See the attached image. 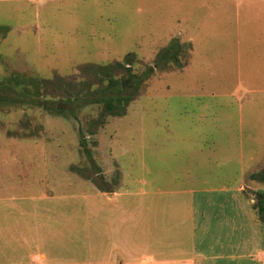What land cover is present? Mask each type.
Returning a JSON list of instances; mask_svg holds the SVG:
<instances>
[{"label":"rangeland","instance_id":"1","mask_svg":"<svg viewBox=\"0 0 264 264\" xmlns=\"http://www.w3.org/2000/svg\"><path fill=\"white\" fill-rule=\"evenodd\" d=\"M0 29V96L72 85L74 100L115 66L133 98L123 117L91 103L76 118L0 100V264H264V0H0ZM173 40L191 46L182 67L130 88ZM109 199L134 208L133 250L126 233L114 254L105 213L88 216Z\"/></svg>","mask_w":264,"mask_h":264},{"label":"trees","instance_id":"2","mask_svg":"<svg viewBox=\"0 0 264 264\" xmlns=\"http://www.w3.org/2000/svg\"><path fill=\"white\" fill-rule=\"evenodd\" d=\"M2 31V29H0ZM191 50V46L189 44H182L178 40H173L171 44L165 48L154 61L153 65L147 67V69L140 75L129 73L128 78L130 81V88L134 85H141L143 82L148 80L155 72L165 68L168 65H173L178 68L182 67L180 56L184 52H188ZM134 61V55L129 54L125 57V63L119 64V66H129ZM116 70L115 66L110 67H101L100 72L107 77L108 84L105 88L100 91L94 93H86L85 89L81 90L79 94L82 96H78L76 99L72 98L71 89H75L72 85H68L66 87V94L68 98L53 101L49 99L40 98V92H38L39 97H33L27 93H20L14 90L8 89L9 91H13L15 94L13 96H0V100L9 104L15 105H30L39 109H43L45 111H53L59 115L64 113H69L73 118H76L75 109L82 106L88 105L91 103L103 104L105 108V112L118 117H123L126 114V109L132 103L133 98L131 96L125 95L123 91V84H118L116 79L114 78V71ZM33 84H37L40 89V84L35 80H30ZM57 105V106H56ZM81 146L86 150V153L90 156L91 152L88 150V145L84 136L81 137ZM252 180H258V175H252ZM262 179L264 180V173L262 174ZM254 200V208L257 210L258 215L262 220H264V191H258L255 195Z\"/></svg>","mask_w":264,"mask_h":264},{"label":"crops","instance_id":"3","mask_svg":"<svg viewBox=\"0 0 264 264\" xmlns=\"http://www.w3.org/2000/svg\"><path fill=\"white\" fill-rule=\"evenodd\" d=\"M112 204V205H111ZM108 206H106L107 208H101V209H97L93 206H91L89 208V210L87 211L89 218L91 217H97L99 212H103L105 214H103V216L101 217V229H103L104 231H110L112 233V237L109 238V243H110V247L113 251V253L115 254L116 251L118 252L121 248L119 242H122V240L126 237H124V235L126 233H128V239L131 240L132 244L128 245L127 248H130L131 250H133L134 248V240L137 238V243H139V237L137 236L135 238V234L134 231L132 230V227L134 225V216H133V211L134 208L131 207L129 208L128 206L127 209H125L126 207L121 204L118 200H113V199H109ZM30 210V211H29ZM29 210H26V208H23V243H27L28 239L26 234H34L35 232V227H40L39 223H38V218L35 221H29V220H25V217L27 215H29V217H38L39 212H42V210H44L41 206V208H39V206H37V204H35V206H32L31 208H29ZM41 210V211H40ZM25 213H28L26 215H24ZM33 214H35V216H33ZM35 222V223H34ZM129 224H132L131 227H129ZM27 226H31V228L29 230L26 229ZM195 227V226H194ZM106 229V230H105ZM108 235V234H107ZM150 243H147L146 246L147 248H157V247H151L149 245ZM152 245V244H151ZM139 248L141 245H138ZM138 248V254L137 256H134L132 259L133 261L139 260V256L140 255V250ZM158 248L160 249H164L167 250L168 248L164 245H160L158 246ZM154 249V250H155ZM134 254V252H133ZM119 255V254H118ZM167 255V254H166ZM145 258H147L149 261H151L152 263L155 262V259L157 257L156 252H150L147 253V255H143ZM159 256V254H158ZM33 261L30 262V264H35V263H39L41 261H43L45 259V255H40L39 257H34L33 256ZM40 259V261H38ZM112 257L111 255L108 256V260L106 261L107 264H111L112 263ZM24 261V264H29V262ZM193 263V260H190ZM189 260H185L184 264H190ZM164 264H182L180 261H174V260H168V261H164Z\"/></svg>","mask_w":264,"mask_h":264},{"label":"water","instance_id":"4","mask_svg":"<svg viewBox=\"0 0 264 264\" xmlns=\"http://www.w3.org/2000/svg\"><path fill=\"white\" fill-rule=\"evenodd\" d=\"M125 87H126V83L123 84V88H125Z\"/></svg>","mask_w":264,"mask_h":264}]
</instances>
